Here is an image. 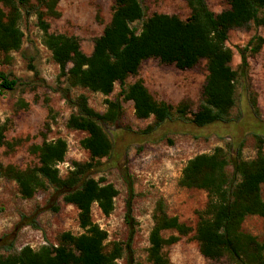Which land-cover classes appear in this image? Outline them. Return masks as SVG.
Returning a JSON list of instances; mask_svg holds the SVG:
<instances>
[{
  "label": "trees",
  "instance_id": "16d2710c",
  "mask_svg": "<svg viewBox=\"0 0 264 264\" xmlns=\"http://www.w3.org/2000/svg\"><path fill=\"white\" fill-rule=\"evenodd\" d=\"M58 2L0 0V51L4 54L18 51L24 37L21 20L25 15L35 16L41 44L59 66V77L66 84L63 96L73 108L66 126L85 133L80 145L88 152L89 161H72L62 177L57 165L65 161L67 141L61 137L48 139L51 123L46 119L41 142L30 147L38 164L21 169L0 161V177L15 181L19 194L25 199L52 187L56 196L62 195L63 202L77 208L82 232L64 231L57 243L43 244L36 249L24 245L7 254L0 253V264H120L123 257L125 264H142L135 260L132 249L135 231L131 196L126 203L125 223L129 234L125 242L107 244V232L92 220L93 204L103 215H109L118 195L114 184L89 176L100 159L107 157L113 148L101 122L119 120L122 114L120 98L132 102L136 117H153L147 130L159 127L174 116L186 119L188 114L189 121L199 127L228 121L235 104L237 84L249 79L248 57L257 54L264 42L261 36L251 38L239 49L240 63L234 69L231 66L233 52L226 45L228 33L232 28L247 27L251 22L264 26V0H226L228 8L219 13L212 11L206 0H185L189 8L185 19L162 12L146 15L141 0H113L110 19L102 33L93 39L88 55L83 52L78 36L50 31L47 17L60 16ZM95 18L100 20L98 13ZM147 59H156L159 64L173 65L179 70L193 69L205 60L207 74L195 111H190L188 99L176 105L155 99L140 77L126 83L129 77L138 75L142 62ZM17 84V78L0 72V90H11ZM116 84L120 86L119 93L115 99H105L107 109L103 113L89 105L86 95H70L72 88L82 87L109 96ZM251 105L256 113L255 99ZM47 112L50 115L52 108L48 106ZM4 131L5 125H0V145L12 148L13 144L5 141ZM257 141L256 155L252 159H243L240 148L236 150L231 161L236 179L227 173L229 161L223 147L216 146L212 152L199 153L186 161L178 184L204 190L205 206L198 211V220L192 229L178 217L170 216L158 202L148 236L147 260L151 264H172L166 247L192 230L207 264H264V234L258 238L242 228L247 216L255 215L264 221L261 196L264 138L257 137ZM129 190L131 195V188ZM165 230H173L176 234L164 237ZM4 243L0 240V246ZM11 245H4L5 250L9 251Z\"/></svg>",
  "mask_w": 264,
  "mask_h": 264
},
{
  "label": "rangeland",
  "instance_id": "374dc122",
  "mask_svg": "<svg viewBox=\"0 0 264 264\" xmlns=\"http://www.w3.org/2000/svg\"><path fill=\"white\" fill-rule=\"evenodd\" d=\"M206 2L216 13L228 8L226 0ZM112 4L113 0H59L57 9L60 16L47 17L50 31L78 36L83 52L88 55L93 39L102 33L110 19ZM141 4L146 15L162 12L176 14L182 19L189 15L185 0H141ZM96 13L99 21L95 18ZM20 26L24 33L21 48L9 54L0 51V72L18 79L15 88L0 90V125H5V141L13 144L12 148L0 145V161L21 169L37 165V156L30 147L41 142L44 122L49 119L48 139L61 137L68 145L65 161L59 168L63 177L72 161H89L88 152L80 145L85 133L66 126L73 108L63 96L66 84L59 77V66L53 61L50 51L41 44V32L35 16L25 15ZM255 36L264 38V26L251 22L247 27L229 31L226 45L233 52L232 68L237 69L240 63L239 49ZM248 63L249 79L244 84H237L235 104L226 122L216 121L199 127L189 121L188 114L186 119L174 116L159 127L147 130L153 117H136L132 102L122 98L119 120L115 123L101 122L113 148L107 157L100 159L89 176L110 182L118 189L114 210L109 215H103L96 204L92 205V220L107 232V244L127 240L129 229L125 213L127 199L131 196L135 231L133 255L136 261L151 264L147 260L148 236L158 202L170 216L178 217L192 229L198 220V211L205 206L207 195L204 190L184 188L178 184L186 161L199 153L212 152L216 146L223 147L229 161L227 173L236 179L231 164L236 150L240 148L243 159L255 157L257 137L264 138V42L257 54L248 57ZM141 73L147 76V87L155 99L173 105L188 99L190 111L197 109L207 74L205 60L193 69L179 70L173 65L159 64L156 59H147L142 62L138 75L129 77L126 83L133 82ZM119 90L120 86L116 84L113 92L104 96L74 87L70 95H86L89 105L103 113L107 109L105 99H115ZM252 99L257 102L256 113L251 105ZM48 106L52 108L50 115ZM261 196L264 199V186ZM242 228L261 238L264 221L255 215L247 216ZM64 231L82 232L74 205L63 202L62 195L56 196L50 186L37 191L31 198H22L15 181L0 177V240L6 242L0 246V253L7 254L24 245L36 249L43 244L57 243L58 236ZM162 234L168 237L176 233L165 230ZM193 235L192 230L166 247L172 264H207ZM9 244H12L11 249L5 250L4 245ZM119 262L125 264V257Z\"/></svg>",
  "mask_w": 264,
  "mask_h": 264
},
{
  "label": "crops",
  "instance_id": "0c3cea01",
  "mask_svg": "<svg viewBox=\"0 0 264 264\" xmlns=\"http://www.w3.org/2000/svg\"><path fill=\"white\" fill-rule=\"evenodd\" d=\"M140 78H142L143 79V81H144V84L146 85V87L148 86L147 85V76H145L143 73H141V75H140ZM148 88V87H147Z\"/></svg>",
  "mask_w": 264,
  "mask_h": 264
},
{
  "label": "built area",
  "instance_id": "2783aa9c",
  "mask_svg": "<svg viewBox=\"0 0 264 264\" xmlns=\"http://www.w3.org/2000/svg\"><path fill=\"white\" fill-rule=\"evenodd\" d=\"M62 163H64V161H63V162H61V163H59V164L57 165V167H58V168H60V165H61Z\"/></svg>",
  "mask_w": 264,
  "mask_h": 264
}]
</instances>
